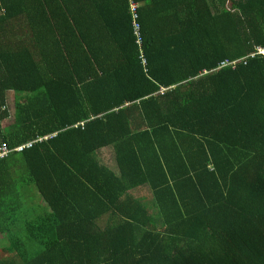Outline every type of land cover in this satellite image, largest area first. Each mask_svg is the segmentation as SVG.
<instances>
[{
  "label": "trees",
  "instance_id": "1",
  "mask_svg": "<svg viewBox=\"0 0 264 264\" xmlns=\"http://www.w3.org/2000/svg\"><path fill=\"white\" fill-rule=\"evenodd\" d=\"M134 2L0 0V264H264V0Z\"/></svg>",
  "mask_w": 264,
  "mask_h": 264
},
{
  "label": "built area",
  "instance_id": "2",
  "mask_svg": "<svg viewBox=\"0 0 264 264\" xmlns=\"http://www.w3.org/2000/svg\"><path fill=\"white\" fill-rule=\"evenodd\" d=\"M129 2V5H130V11H131V14H132V19H133V27H134V35L137 39V44L142 47V43H143V34H142V27H141V24L139 22V5L136 4L134 2V0H127ZM258 55H263L264 56V48L262 47H258L257 48V52L256 53H253L249 56V58L251 59H254L256 58V56ZM247 58V59H249ZM247 59H243V60H239V61H233V62H230V61H227V62H224L221 64V66H219L218 69L214 70V71H220L222 69H225V68H237V66L241 63H245ZM143 64L146 65L147 62L146 60L143 58ZM35 141H28L26 142L25 144L23 145H20V147H17L15 149V151L17 152H22L25 148H31L32 145L34 144ZM12 150L9 148V145L7 142L3 141V142H0V160L1 159H5L7 158L10 154H11Z\"/></svg>",
  "mask_w": 264,
  "mask_h": 264
},
{
  "label": "rangeland",
  "instance_id": "3",
  "mask_svg": "<svg viewBox=\"0 0 264 264\" xmlns=\"http://www.w3.org/2000/svg\"><path fill=\"white\" fill-rule=\"evenodd\" d=\"M11 94H12V93L9 92L10 100H9V104H8V109H11V114H13V111H12V110L14 109V104H13V101H12L13 96H12ZM11 120H12V118H9V120L3 122V123H2V127H6V126H8V124L10 123ZM111 156H112L111 151H109V150H104V151H102V159H106V158H109V157H111ZM143 195H146V196H148V197H151V196H152L151 193H149V192H145L144 190H142L141 192H138V193H137V196H143Z\"/></svg>",
  "mask_w": 264,
  "mask_h": 264
},
{
  "label": "clouds",
  "instance_id": "4",
  "mask_svg": "<svg viewBox=\"0 0 264 264\" xmlns=\"http://www.w3.org/2000/svg\"><path fill=\"white\" fill-rule=\"evenodd\" d=\"M15 149H16V148H15ZM15 149H14V150H15ZM1 160H3V159H1Z\"/></svg>",
  "mask_w": 264,
  "mask_h": 264
},
{
  "label": "crops",
  "instance_id": "5",
  "mask_svg": "<svg viewBox=\"0 0 264 264\" xmlns=\"http://www.w3.org/2000/svg\"><path fill=\"white\" fill-rule=\"evenodd\" d=\"M10 96V95H9Z\"/></svg>",
  "mask_w": 264,
  "mask_h": 264
}]
</instances>
